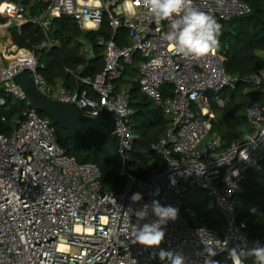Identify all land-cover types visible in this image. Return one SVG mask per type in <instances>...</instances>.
<instances>
[{"label": "built area", "instance_id": "obj_1", "mask_svg": "<svg viewBox=\"0 0 264 264\" xmlns=\"http://www.w3.org/2000/svg\"><path fill=\"white\" fill-rule=\"evenodd\" d=\"M193 6L221 26L250 11L244 0H193ZM104 11L113 30L120 26L127 30L130 42L120 46L112 36L105 42L102 73L93 81L80 79L91 85L97 98L85 90L51 85L39 72L37 52L55 44L50 35L52 20L66 15L82 29H97ZM0 16L5 19L0 23V39L9 29L20 30L27 23L45 35L32 49L0 41V106L8 96L27 105L22 119L14 120L11 134H0V264H169L160 259L161 249L181 254L185 264H203L205 244L217 247L212 259L232 264L229 250L264 247V240L251 238L245 224L237 220L234 201L245 174L258 169L264 155V69L252 79L262 91L263 102L247 108L249 130L221 150L219 135L211 133L213 104L222 106L218 92L234 87L223 56L219 49L199 60L175 53L163 38L170 30L169 22L158 23L142 0H48L36 15L28 13L22 0H0ZM136 53L142 58L138 65L141 91L162 105L172 119L164 137L150 146L162 156L164 166L154 168L144 179L125 168L136 138L129 124L134 110L124 91L112 90L123 64L130 63ZM20 72L31 76L46 96L72 104L84 115L97 117L103 110L111 114V135L123 156V165L116 166L124 180L120 189L104 190L98 165L77 161L58 143L51 120L40 116L21 88L12 83ZM164 86L172 89V96L165 99ZM191 183L214 198L224 219L222 235L216 236L210 228L192 227L178 214L175 221L162 226L166 235L159 247L134 243L136 211L148 206V218L139 221L142 226L156 219L151 212L154 200L179 209ZM134 193L142 196L135 203L130 199ZM242 259L243 264H256L254 256Z\"/></svg>", "mask_w": 264, "mask_h": 264}, {"label": "trees", "instance_id": "obj_2", "mask_svg": "<svg viewBox=\"0 0 264 264\" xmlns=\"http://www.w3.org/2000/svg\"><path fill=\"white\" fill-rule=\"evenodd\" d=\"M244 1L250 7L249 13L223 21L219 36L218 49L224 58L225 70L234 78V87L224 88L217 94L223 99V105L213 104L215 115L211 120V133L219 135L221 150L228 149L249 130L247 108L263 102L262 91L252 79L264 69V0ZM22 3L30 15H36L47 7L48 0H22ZM4 20L0 16V23ZM50 35L55 42L52 48L37 52L41 62L40 74L51 85L61 84L70 91L85 90L92 98H97V94L90 84L80 79L88 77L93 81L102 73L105 42L112 36L120 46L130 42L123 26L113 30L106 11L97 29H82L71 16L54 18ZM4 39L8 46L15 44L19 48L32 49L45 39V35L42 29L27 23L20 30L9 29ZM141 59V55L136 53L130 63L123 64L121 76L114 81L115 84L113 82L112 90L113 93L124 91L134 110L129 124L136 138L128 152L125 168L139 179H144L154 168L164 166L162 156L151 151L150 146L164 137L172 119L162 105L141 91L138 74ZM161 93L164 99L172 96L171 86L162 87ZM26 108L24 102L6 97L4 106H0V134L10 135L16 126L14 120L22 119ZM54 127L58 143L66 147L69 155L79 162L98 165L104 190H118L123 186L124 180L118 175L117 167L102 151L92 150L81 138L77 141L63 140L64 131L57 125ZM234 201L237 220L245 224L244 229L249 236L264 240V155L259 161V168L245 174L242 190L234 196ZM178 214L185 217L190 226L210 228L216 236H221L224 231V219L214 198L199 188L194 190L191 185L183 194Z\"/></svg>", "mask_w": 264, "mask_h": 264}, {"label": "clouds", "instance_id": "obj_3", "mask_svg": "<svg viewBox=\"0 0 264 264\" xmlns=\"http://www.w3.org/2000/svg\"><path fill=\"white\" fill-rule=\"evenodd\" d=\"M142 4L158 23L169 22L170 30L163 38L175 53L199 60L218 49L221 25L213 16L193 6V0H142ZM130 199L135 203L141 200L142 196L140 193H134ZM151 212L156 219L141 226L139 221L148 218V206L145 205L143 209L136 211L138 223L133 227L134 243L145 247H159L166 235L162 226L169 220L175 221L178 218V209L162 206L159 201L154 200ZM226 244L225 241V246ZM205 245L206 257L203 264H220L212 259L217 255V247ZM229 256L232 264H243L242 258L246 256H254L256 264H264V247L257 244L250 250L237 251L233 248L229 250ZM159 257L162 261L167 260L169 264H185V258L179 253L161 249Z\"/></svg>", "mask_w": 264, "mask_h": 264}, {"label": "water", "instance_id": "obj_4", "mask_svg": "<svg viewBox=\"0 0 264 264\" xmlns=\"http://www.w3.org/2000/svg\"><path fill=\"white\" fill-rule=\"evenodd\" d=\"M24 92L28 103L44 113L51 125L64 131L63 140L83 139L94 151H102L115 166L123 165V156L118 152V143L111 135L113 120L107 110L97 117L81 113L74 105L53 100L35 86L31 76L20 72L11 79Z\"/></svg>", "mask_w": 264, "mask_h": 264}, {"label": "rangeland", "instance_id": "obj_5", "mask_svg": "<svg viewBox=\"0 0 264 264\" xmlns=\"http://www.w3.org/2000/svg\"><path fill=\"white\" fill-rule=\"evenodd\" d=\"M0 41L2 42V44H4V45H8V44H6L5 43V39H4V37L2 38V39H0ZM8 54H13V52H9ZM7 54V55H8ZM5 60H6V58H5ZM133 66H137V64L136 63H133ZM123 78H125V77H123ZM116 82H114V84H115ZM0 97H1V95H0ZM16 99H14V101H15ZM5 108H7V107H5ZM191 187L194 189V190H197L198 189V186L197 185H195V184H193V183H191ZM204 193H206V191H204Z\"/></svg>", "mask_w": 264, "mask_h": 264}, {"label": "crops", "instance_id": "obj_6", "mask_svg": "<svg viewBox=\"0 0 264 264\" xmlns=\"http://www.w3.org/2000/svg\"><path fill=\"white\" fill-rule=\"evenodd\" d=\"M1 44H2V42H1ZM2 45H4V44H2Z\"/></svg>", "mask_w": 264, "mask_h": 264}]
</instances>
